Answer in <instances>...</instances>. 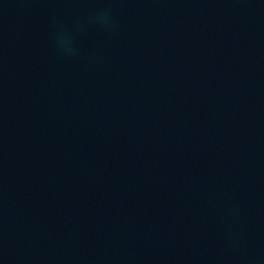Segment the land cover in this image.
Returning <instances> with one entry per match:
<instances>
[{"label": "water", "instance_id": "1", "mask_svg": "<svg viewBox=\"0 0 264 264\" xmlns=\"http://www.w3.org/2000/svg\"><path fill=\"white\" fill-rule=\"evenodd\" d=\"M0 264H264V0H0Z\"/></svg>", "mask_w": 264, "mask_h": 264}]
</instances>
